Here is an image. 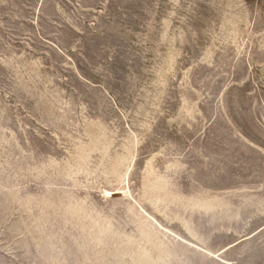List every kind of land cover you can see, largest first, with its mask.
Instances as JSON below:
<instances>
[{"label": "rangeland", "instance_id": "obj_1", "mask_svg": "<svg viewBox=\"0 0 264 264\" xmlns=\"http://www.w3.org/2000/svg\"><path fill=\"white\" fill-rule=\"evenodd\" d=\"M0 264H264V0H0Z\"/></svg>", "mask_w": 264, "mask_h": 264}]
</instances>
